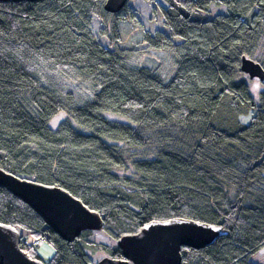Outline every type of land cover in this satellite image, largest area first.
<instances>
[{
  "label": "trees",
  "instance_id": "16d2710c",
  "mask_svg": "<svg viewBox=\"0 0 264 264\" xmlns=\"http://www.w3.org/2000/svg\"><path fill=\"white\" fill-rule=\"evenodd\" d=\"M164 1L158 4L168 32L145 39L174 52L168 81L130 65L133 49L119 45V22L134 17L128 3L110 13L106 0L0 2V167L69 191L103 217L116 243L151 221L182 217L225 232L210 246L182 247V264H258L252 257L264 249V89L257 101L241 60L264 68V0ZM214 4L224 10L210 16ZM94 16L105 24L102 35L111 30L113 47L90 30ZM176 38L182 42L172 43ZM78 81L93 85L85 101ZM62 110L70 118L53 129ZM0 223L53 243L49 264L96 263L86 239L96 231L68 242L3 187ZM110 254L122 258L117 244Z\"/></svg>",
  "mask_w": 264,
  "mask_h": 264
},
{
  "label": "water",
  "instance_id": "95a60500",
  "mask_svg": "<svg viewBox=\"0 0 264 264\" xmlns=\"http://www.w3.org/2000/svg\"><path fill=\"white\" fill-rule=\"evenodd\" d=\"M36 0H0L21 2ZM129 0H106L104 9L118 13ZM241 70L264 83L263 66L247 56ZM0 187L28 204L62 239L73 242L86 230L104 231L106 223L96 211L60 186L46 185L7 172L0 167ZM225 232L222 226L187 218L154 220L138 233L117 241L122 258L103 257L94 264H182V247L201 249L214 244ZM17 228L0 223V264H49L31 258L21 246Z\"/></svg>",
  "mask_w": 264,
  "mask_h": 264
},
{
  "label": "rangeland",
  "instance_id": "374dc122",
  "mask_svg": "<svg viewBox=\"0 0 264 264\" xmlns=\"http://www.w3.org/2000/svg\"><path fill=\"white\" fill-rule=\"evenodd\" d=\"M166 5L164 0H129L128 4L133 11L134 17H128L125 20L119 22V31L123 37V43L119 45L128 49H133V53L130 54L129 63L132 66H148L158 72L166 81L170 80L175 73V54L171 49L156 50L150 48L146 42L145 36L147 34L154 36L157 31L164 33L168 32V29L163 24V17L161 9L158 3ZM212 12L210 16L216 13L223 12V7L217 4L212 6ZM105 27L102 20L94 16L90 30L95 35L97 40L106 47H113L111 40V30H108V35H102L100 30ZM182 39L176 38L172 43H181ZM242 77L248 79L252 95L258 101L259 93L264 89V84L257 78L250 79L249 75L243 73ZM77 90V95L81 101H85L89 98L90 90L93 85L86 84L82 81L74 83ZM105 116L112 120H119L128 122L127 118L113 113H105ZM250 115L241 116L240 119L244 123H248ZM70 118L66 110H62L50 121V126L53 129H57L63 120ZM73 125L80 130H83L75 122ZM133 152H128V155H132ZM138 154L145 156L143 151H138ZM86 239L91 243H87V251L94 262H98L103 257L111 256V250L116 246V241L111 239L104 231L93 232ZM84 239V240H86ZM37 252L42 261L48 263L56 252V247L53 243L46 241L37 247Z\"/></svg>",
  "mask_w": 264,
  "mask_h": 264
},
{
  "label": "built area",
  "instance_id": "2783aa9c",
  "mask_svg": "<svg viewBox=\"0 0 264 264\" xmlns=\"http://www.w3.org/2000/svg\"><path fill=\"white\" fill-rule=\"evenodd\" d=\"M20 242H22V245L24 246L37 249L38 246L42 245L45 242V239L42 237L33 239L29 234L21 233Z\"/></svg>",
  "mask_w": 264,
  "mask_h": 264
},
{
  "label": "crops",
  "instance_id": "0c3cea01",
  "mask_svg": "<svg viewBox=\"0 0 264 264\" xmlns=\"http://www.w3.org/2000/svg\"><path fill=\"white\" fill-rule=\"evenodd\" d=\"M224 10V9H223ZM222 10V11H223ZM252 260L258 264H264V249L257 252L253 257Z\"/></svg>",
  "mask_w": 264,
  "mask_h": 264
}]
</instances>
